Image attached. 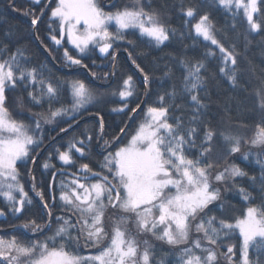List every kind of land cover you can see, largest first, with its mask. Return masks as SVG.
<instances>
[{"label":"snow or ice","instance_id":"6c2138e0","mask_svg":"<svg viewBox=\"0 0 264 264\" xmlns=\"http://www.w3.org/2000/svg\"><path fill=\"white\" fill-rule=\"evenodd\" d=\"M217 2L229 11L234 5L236 8H242L250 31H261V23L254 18L255 14L261 11L258 0H247V3L244 0ZM32 3L41 5V0H32ZM48 3H51V0H48ZM180 10L188 18L186 23H191V18L196 16V8L193 6L182 5ZM24 14L32 15L31 24L35 26L43 15V6L40 16L29 12ZM51 20L57 22L61 35L60 39L56 35H51V40L60 45L64 36H67L68 42L80 55L95 49L101 54L108 55L110 50H113L114 42L125 40V34L129 30L138 32L156 48L169 41L170 36L181 41L184 37L183 33L165 24L158 11L155 9L146 11L142 0H133L131 7L125 6L115 11H105L101 0H57L51 10ZM110 26H114L115 30H110ZM194 30L197 37L210 42L223 54L220 72L234 88L237 87L238 54L234 50H227L217 39L208 14L199 16L198 21L194 23ZM5 51L6 49H0V55ZM206 55L214 56L215 53L209 51ZM64 57L70 65L86 67L80 58H74L67 49H64ZM26 60L25 52L19 48L15 53L8 55L7 59L0 60V197L7 202L13 214L24 212L26 203H32L20 182L17 164L20 162L21 166H26L28 163H35V155L43 143L41 122L54 123L57 117L67 116L69 111L72 113L70 119L78 120L83 110L99 99L98 94L83 81L74 80L67 82L73 99L71 109L64 107L53 109L51 105L59 99L60 86H54L45 78L43 68L30 67L24 63ZM132 63L143 75L147 89L151 80L150 74L135 60H132ZM179 63L186 73L182 89L177 91L173 88L167 93V103L165 95H161L158 106L147 107L144 119L134 134L127 143L121 141L123 146L118 144L115 149L108 151L112 144L120 139V135L111 139L104 138L103 117H100L98 142L102 143L106 152L101 168L107 174L95 172L87 163H83L80 165V172L101 177L97 182L82 183L77 178L71 181V184L75 185L73 188H68L64 181L60 182L59 200L63 209L75 217V222L70 217L57 216L55 231L51 235H46L43 240L23 243L15 238L10 241L0 239V264H149V250L145 248L140 252L135 237L126 235L127 228L122 227L129 221L134 224L138 234H151L173 247L187 244L193 231L202 234V239L197 237L190 247L180 250L179 264H216L217 252L204 246L202 240L207 245H217L222 238L230 236L233 230H238L242 237V264H264V261L260 260V256L264 255V199L258 206L248 204L246 214L231 223L218 219L212 216L210 211H206L209 205L218 201L221 196L220 188L213 187L212 180L222 183L227 190L228 184L236 177H245L248 174L239 166L230 164L212 177L211 169L214 164L209 154L213 151L217 132L206 119L208 104L201 97L210 100L209 80H214L215 74L207 68L206 59L193 63L188 57H184ZM170 72L171 69L166 66L165 74L168 75ZM18 85L29 88L28 96L33 104L39 105L45 100L49 104L47 115L44 112L32 114L33 124L13 118L6 107V89L16 88ZM36 85H39L38 90ZM135 93L133 77L127 76L122 81L120 89L111 93L118 95L125 102L113 111L123 112L128 107L129 98ZM183 96H187L191 102V115L186 123L180 117H175L173 122H169L170 107L177 109L185 107L183 103H177L178 98L182 99ZM18 100L19 107L23 109V98L20 97ZM261 107L264 108V100ZM131 111L135 112L136 109ZM60 131L67 129L61 128ZM119 131L120 134H124L125 130L121 128ZM219 135L229 155L240 153L241 136L231 131H223ZM92 140L90 133H86L83 139H74L68 144L67 150L57 149L58 159L63 165L74 164L71 154L73 150L80 157H84ZM251 144L264 146V127L260 128ZM194 147H199L198 158H190L187 154V150ZM50 159L49 156L42 165L45 170L55 167L50 163ZM244 159L247 160L248 156L245 155ZM257 163L260 164L261 161L257 160ZM261 168L259 191L264 198V164H261ZM84 178L87 180V175ZM55 179L53 172V182ZM250 179L254 183L257 181L256 177ZM32 180V187L35 190V176ZM239 192L244 201L254 200L252 194L245 189L240 188ZM15 193H19V196ZM36 194L43 202L49 220L46 225H41L35 220L23 225L30 228L33 233L43 232L44 227L50 230L52 228V211L49 204L44 200L42 190ZM55 199L53 194V203ZM108 208L125 214L113 221L109 245L98 255L92 256H83L72 251L73 246H79L81 238L87 247L99 245L108 236L104 226ZM3 216L5 212L0 210V217ZM144 243L147 244V241ZM250 247L258 254L255 261L249 260ZM195 250L204 255L197 254ZM227 253H233L232 246L227 248Z\"/></svg>","mask_w":264,"mask_h":264},{"label":"trees","instance_id":"16d2710c","mask_svg":"<svg viewBox=\"0 0 264 264\" xmlns=\"http://www.w3.org/2000/svg\"><path fill=\"white\" fill-rule=\"evenodd\" d=\"M56 3L57 0H51V3H48V0H42L41 5H35L31 0H0V49H6L4 54L0 55V60L7 59L8 55L15 53L19 48L27 56V60L24 61L26 65L37 69L43 68L45 78L50 80L54 86H60L59 99L51 105L53 109L59 107L71 109L73 99L67 82L74 80L83 81L98 94L99 99L83 110V114L78 120L70 119L72 113L69 111L67 116L57 117L54 123L44 124L43 121L41 122L43 143L35 155V163H28L26 166H21L20 162L17 164L20 171V182L32 203H26L24 212L13 214L7 202L3 197H0V210L5 212V216L0 217V239L10 241L15 238L18 242L23 243L43 240L46 235H51L55 231L57 216L70 217L75 222V217L63 209L62 202L59 200L60 182L64 181L68 188H73L75 187L71 184L73 179H79L78 176L90 175L80 172V165L83 163H87L95 172L102 175L107 174L101 168L106 152L102 143L98 142L100 117H103L104 138L111 139L113 136L120 135V139L115 141L108 151L115 149L118 144H121V141L127 143L143 121L147 107L158 106L161 95H165L167 103V93L171 92L173 88L177 91L182 89L183 77L186 73L179 60L184 57H188L193 63L200 59H206L207 68L215 74V79L209 80L211 84L210 100L207 97H201L208 104L206 119L217 132L213 151L209 154V158L214 164L211 169L212 177L230 164L239 166L248 174L245 177H236L228 184L227 190L222 183L212 180L213 187L220 188L221 196L218 201L209 205V209L206 211H210V214L218 219H224L231 223L246 214L248 204L258 206L262 202L264 198L259 191V177L262 172L261 164H264V146H253L251 141L256 138L260 128L264 127V108L261 107V102L264 100V0L258 1L261 11L254 16L257 22L262 25L261 31L256 33L250 31L243 10L233 6L229 11L219 5L217 0H150V3L149 0H142L146 11L150 12L153 9L158 11L165 24L184 34L183 40L170 36L169 41L156 48L151 46L146 38L140 36L138 32L129 30L125 34V40L114 42L113 50H110L108 55L101 54L98 49L80 55L78 50L70 45L66 36L60 45H56L50 38L51 35H56L58 39L61 38L57 22L51 20V10ZM132 3L133 0H101L105 11H115L125 6L131 7ZM182 5L196 8V16L191 18V23H186L188 18L180 10ZM41 6H43L42 16H40ZM25 12L40 16L39 23L33 26L31 24L32 15H25ZM203 14L209 15V19L214 25L215 35L223 46L238 54L236 57L238 86L235 88L220 72V68L223 66L221 62L223 54L216 46L195 35L194 23ZM110 30L114 31V26ZM128 41H132V43ZM64 49H67L74 58H80L86 67L70 65L64 57ZM209 51L214 52L215 55L207 56ZM113 55L115 59H113ZM132 60H135L150 74L151 80L147 89L143 75L137 70ZM166 66L171 69L168 75L165 74ZM127 76L133 77L136 93L129 98L128 107L123 112L113 111L114 108L121 107L125 102L118 95L111 93L120 89L122 81ZM102 77H106V79H102ZM35 87L37 90L39 89V85ZM28 91L29 88L19 85L16 88L6 89V107L13 118L33 124L32 114L44 112L47 115L49 104L47 100L39 105L33 104L28 96ZM20 97L23 98V109L19 107L18 98ZM177 103H183L185 107L180 109L170 107L169 122H173L175 117H180L186 123L191 115V102L187 96H183L182 99L178 98ZM137 105H139L138 108ZM131 109H136V111L132 112ZM69 124H71L70 127ZM61 128H66L67 131L62 132ZM121 128H124V134H120ZM223 131H231L242 137L240 153L229 155L228 149L219 135ZM86 133H90L93 140L85 156L80 157L73 150L71 154L74 164L63 165L58 159L57 149L67 150L70 142L74 139H83ZM202 135L203 126L200 128V138ZM121 146L123 145L121 144ZM187 154L190 158H198L199 147L188 149ZM245 155L248 156L247 160L244 159ZM49 156L51 157L50 163L55 167L45 170L42 165ZM257 160H260L261 163L258 164ZM53 172H55L56 179L51 194ZM33 176H35V190L32 187ZM251 177L257 178L256 183L250 179ZM99 179H80V182L94 183ZM240 188L250 192L254 200L244 201L239 192ZM40 190L52 211V228L50 230L48 227H44L43 232L33 233L30 228H25L23 225L32 220L46 225L49 220L43 202L36 194ZM53 194L56 197L55 203L52 201ZM220 205L223 207L221 208ZM121 215L125 214L108 208L104 217L105 231L108 236L99 245L87 247L84 246L85 241L81 238L79 246H73L71 250L83 256L98 255L109 245L113 221ZM122 227L127 228L126 235L135 237L140 252L145 248L149 250V264H179L180 250L190 247L192 241L197 237L202 239V234L193 231L187 244L173 247L156 239L151 234H138L131 221ZM159 230L157 229V231ZM145 241L147 244L144 243ZM202 244L217 252L216 264H242V237L236 230H233L230 236L222 238L217 245H207L203 240ZM229 246L233 247L232 254L227 253ZM195 251L197 254L204 255L199 250ZM257 255L255 249L250 247L249 260L255 261ZM260 260L264 261V255L260 256Z\"/></svg>","mask_w":264,"mask_h":264},{"label":"water","instance_id":"95a60500","mask_svg":"<svg viewBox=\"0 0 264 264\" xmlns=\"http://www.w3.org/2000/svg\"><path fill=\"white\" fill-rule=\"evenodd\" d=\"M79 177V179H85L84 178V176H78ZM88 177V179L87 180H93V179H95V178H101V177H99V176H91V175H88L87 176ZM53 184H54V182L52 181V185H51V194H52V187H53Z\"/></svg>","mask_w":264,"mask_h":264},{"label":"rangeland","instance_id":"374dc122","mask_svg":"<svg viewBox=\"0 0 264 264\" xmlns=\"http://www.w3.org/2000/svg\"><path fill=\"white\" fill-rule=\"evenodd\" d=\"M32 1V0H31ZM42 1V0H41ZM259 1V0H258ZM244 2L245 3H247V0H244ZM235 6V5H234ZM238 9H241V10H243L242 8H238ZM256 15V14H255ZM246 16V15H245ZM247 19V18H246ZM111 27L112 26H110V29H111ZM194 32H195V30H194ZM253 33H256V32H254V31H252ZM67 37V36H66ZM208 42V41H207ZM71 45V44H70ZM72 46V45H71ZM97 182V181H96ZM82 183H85L84 181H82ZM95 183V182H94ZM15 195H19V193H15ZM237 231V233L239 234V232H238V230H236ZM206 247H208L209 248V246H206Z\"/></svg>","mask_w":264,"mask_h":264}]
</instances>
